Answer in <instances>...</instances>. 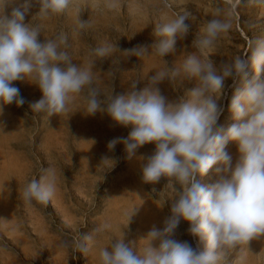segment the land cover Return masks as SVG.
Returning <instances> with one entry per match:
<instances>
[{
    "label": "clouds",
    "instance_id": "1",
    "mask_svg": "<svg viewBox=\"0 0 264 264\" xmlns=\"http://www.w3.org/2000/svg\"><path fill=\"white\" fill-rule=\"evenodd\" d=\"M256 2L264 4V0ZM8 3L9 0H0V111L3 105L25 103L19 89L13 86L15 81L26 80L39 88L42 98L30 107L37 114L43 113L47 122L52 116L67 113L70 105L83 96L88 115L104 113L117 126L131 128L127 138L110 141L109 150L123 143L127 158L131 159L140 147L154 144L155 152L142 168V179L156 184L166 177L167 187L175 192L171 215L162 230L153 226L139 240V247L135 242H126L124 236L115 238L110 246L98 249L99 264H227L230 253L248 249L249 241L264 237V36L251 38L246 54L222 63L219 69L210 56L189 54L179 68L155 71L143 89L137 90L139 81H132L126 93L102 101L92 86L95 61L84 66L73 63L65 50L68 37L63 33L40 42V26L25 23L31 0L6 14ZM38 3L42 19L75 9L74 34L90 27L88 21L80 19L78 0ZM105 7L114 8V0H106ZM191 19L192 14L184 11L162 21L155 26L151 51L141 46L128 54L163 59L175 52L177 39L188 36ZM232 26L231 17L217 9L214 17L204 23L193 46L199 53L211 51ZM113 51L112 45H105L93 53L103 59ZM249 66L255 77L230 102L235 122L226 131L218 128L224 108L217 99L223 95L225 80H245ZM177 78H181L179 82L194 79L196 86L178 101L169 102L158 85ZM229 142L238 149L235 164L226 151ZM107 162L114 165L113 160L105 158L103 163ZM213 166L216 181L202 185L197 177L206 175ZM57 181L54 169H42L40 178L30 180L23 189V201L28 205H48L56 195ZM181 220L188 222L189 233L198 238L202 248L198 245L194 249L189 243L172 238ZM110 227L105 223L91 234L79 236L73 247L82 254L89 253L93 234ZM61 246L68 245L62 242ZM244 259L243 255L239 257L240 264Z\"/></svg>",
    "mask_w": 264,
    "mask_h": 264
},
{
    "label": "rangeland",
    "instance_id": "2",
    "mask_svg": "<svg viewBox=\"0 0 264 264\" xmlns=\"http://www.w3.org/2000/svg\"><path fill=\"white\" fill-rule=\"evenodd\" d=\"M24 2L9 0L5 13L10 14ZM105 2L78 0L80 19L90 24L79 34H74L75 9L42 19L38 0H31L25 17V23L40 26L38 39L42 43L61 33L67 35L65 50L73 63L84 66L95 61L92 86L102 101L126 93L132 81H139L137 90L143 89L155 71L179 68L189 54L210 56L219 69L222 63L246 54L251 38L264 36V4L256 0H114L112 9L105 7ZM217 9L231 17L232 29L217 47L199 53L193 42ZM184 11L192 14L190 32L177 39L175 52L163 58L166 62L155 55L140 58L128 54L141 46L151 51L155 26ZM105 45H112L114 51L103 59L96 57L93 50ZM247 72L245 80L235 83L226 78L223 95L213 97L224 108L218 128L226 131L235 122L229 106L236 92L256 75L251 66ZM180 79L158 85L167 101H178L196 86L194 79ZM13 86L25 103L3 105L0 111V264H99L98 249L110 246L115 238L124 236L126 242L139 247V240L153 226L163 229L171 215L175 192L167 187L166 177L156 184L142 179V168L154 154V144L140 147L128 159L123 143L112 150L108 144L116 138H127L131 128L117 126L104 113L88 115L83 96L70 105L67 113L52 116L47 122L43 113L37 114L30 107L42 98L39 88L26 80L15 81ZM226 151L235 164L239 155L236 144L229 142ZM105 158L113 160L114 165L103 163ZM45 168L57 173L56 195L46 206L35 202L28 205L22 191L30 180L39 179ZM197 179L204 186L214 183L215 166ZM176 188L180 190L178 184ZM105 223L111 227L93 234L89 253L82 254L73 247L79 236L89 235ZM188 228V222L181 220L172 238L194 249L198 245L202 248ZM62 242L68 246L62 247ZM241 255L243 264H264V237L249 241L248 249L230 253L227 264H240Z\"/></svg>",
    "mask_w": 264,
    "mask_h": 264
}]
</instances>
